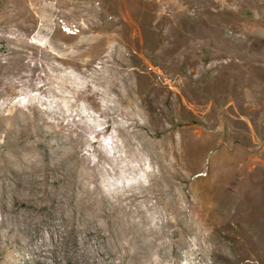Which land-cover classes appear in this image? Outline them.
<instances>
[{"label":"rangeland","instance_id":"1","mask_svg":"<svg viewBox=\"0 0 264 264\" xmlns=\"http://www.w3.org/2000/svg\"><path fill=\"white\" fill-rule=\"evenodd\" d=\"M8 61L0 142L14 137L19 109L91 122L126 108L117 92L134 98L148 138L162 123L181 141L184 185L205 197L215 184L218 254L208 264H264V226L254 228L264 221L263 0H0V65ZM11 200L0 210V264H41L15 230L24 206Z\"/></svg>","mask_w":264,"mask_h":264},{"label":"bare ground","instance_id":"2","mask_svg":"<svg viewBox=\"0 0 264 264\" xmlns=\"http://www.w3.org/2000/svg\"><path fill=\"white\" fill-rule=\"evenodd\" d=\"M8 63L0 65V76ZM117 93L126 108L106 107L103 120L88 122L76 111L55 121L38 108L27 107L30 116L17 110L14 129L8 128L14 137L7 133L0 142V210L7 199L24 206L15 230L41 253V264L212 263L215 184L205 197L192 183L184 185L190 169L181 141L162 123L160 138H148L134 98ZM104 124L109 133L101 143L96 127ZM38 210L45 214L37 217ZM263 226L256 220V231Z\"/></svg>","mask_w":264,"mask_h":264}]
</instances>
